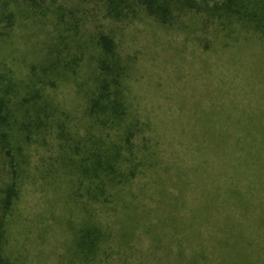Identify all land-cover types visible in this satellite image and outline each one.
I'll return each instance as SVG.
<instances>
[{"label":"trees","instance_id":"obj_1","mask_svg":"<svg viewBox=\"0 0 264 264\" xmlns=\"http://www.w3.org/2000/svg\"><path fill=\"white\" fill-rule=\"evenodd\" d=\"M2 1L0 22L7 20L8 30L0 34H11L22 15L41 27L46 25L42 55L31 63L25 77L0 72V142L13 161L12 182L0 198L3 214L7 217L14 212L22 193L24 145L46 146L49 163L43 174L59 179L55 186L63 190L61 200L70 206L71 214L77 211V218L74 214L60 216L70 231L61 264H95L114 238L100 219L102 209L121 197L123 186L138 176L152 156L150 122L132 109L133 82L138 74L143 75V67H138L141 52H132L127 45L136 33L132 26L144 23L154 33L158 30L172 36L196 34L195 40L205 51L216 47V42L227 49L245 33L251 41L264 39V0ZM68 84L74 87L76 108L65 105L54 93ZM231 117L228 113L227 119ZM251 119L261 133L262 146L257 142L260 137L239 117L237 127L224 129L221 118L218 123L224 130L206 127L204 132L210 140L218 139L216 145L210 141L209 148L234 145L222 153L219 175L225 182L214 178L218 184L211 191L223 210L233 211L234 217L238 211L236 218H242L238 242L245 251L238 258L231 247L232 264H264V114L258 108ZM199 120L201 127L207 123ZM233 133L237 136L231 143L228 138ZM204 165L208 178L213 177L208 159ZM178 195L168 194L166 206L178 208ZM203 197L206 204L207 197ZM172 215L168 216L172 225L164 220L162 231L149 229L155 239L166 240L160 245L161 252L158 243L154 246L152 256L156 254L161 264H176L172 260L196 264L199 254L206 258V252L186 248L175 228L180 218ZM6 225L2 219L0 227ZM138 226L146 230L142 221ZM130 236L128 242L137 239L135 231L126 235ZM0 264H17L7 254L4 238H0Z\"/></svg>","mask_w":264,"mask_h":264},{"label":"rangeland","instance_id":"obj_2","mask_svg":"<svg viewBox=\"0 0 264 264\" xmlns=\"http://www.w3.org/2000/svg\"><path fill=\"white\" fill-rule=\"evenodd\" d=\"M3 3L0 0V15ZM41 26L22 15L11 34H0L1 73L24 78L31 63L39 61L41 44L46 39V25ZM132 28L136 33L126 40L127 45L132 52H141L138 67H143V75L138 74L133 82L132 109L150 122L152 156L146 166L140 167L138 176L123 186L121 197L102 209L100 219L114 238L95 264H161L152 253L157 243L160 247L166 240H156L149 229L161 230L164 220L172 225L174 221L168 217L171 214L180 218L175 228L184 237L186 248L207 253L206 258L199 254L196 264H232L230 248H234L232 254L238 258L245 251L238 242L242 218H236L238 211L234 217L233 211L223 210L211 191L218 184L215 179L225 182L219 175L222 153L234 149V145L209 148L211 143L218 144V139L215 136L210 140L204 132L206 127H237L239 117L260 137L257 142L262 146L261 133L251 118L258 108L264 114V39L251 41L245 33L227 49L216 42V47L205 51L195 40L196 34L172 36L158 30L154 33V28L144 23ZM7 30V20L0 22V33ZM54 93L65 105L76 108L73 85ZM200 118L207 122L202 127ZM221 118L225 120L224 129L218 123ZM236 136L233 133L229 141L234 143ZM24 146L20 156L25 170L22 193L11 215L5 217L0 204V223L2 219L7 223L0 227V238H4L7 254L17 264H61L67 254L70 231L60 216L74 214L73 218H77V211L71 214L70 206L61 200L63 190L55 186L59 179L43 174L49 163L47 147L38 143L31 148ZM7 150L0 142V198L13 179L12 155ZM207 159L214 174L211 178L204 171ZM168 194L180 197L178 208L166 206ZM203 195L211 208L203 204ZM195 215L200 218L193 220ZM138 221L144 223L146 230L138 226ZM132 231L137 233V239L128 242L131 236L126 235Z\"/></svg>","mask_w":264,"mask_h":264}]
</instances>
